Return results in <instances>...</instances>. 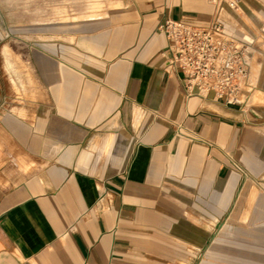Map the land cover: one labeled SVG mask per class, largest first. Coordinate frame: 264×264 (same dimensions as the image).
Instances as JSON below:
<instances>
[{"label": "crops", "instance_id": "obj_1", "mask_svg": "<svg viewBox=\"0 0 264 264\" xmlns=\"http://www.w3.org/2000/svg\"><path fill=\"white\" fill-rule=\"evenodd\" d=\"M122 2L64 28L25 89L0 58V264H264L250 70L238 104L186 97L158 28L220 22L251 68L243 17L264 0Z\"/></svg>", "mask_w": 264, "mask_h": 264}, {"label": "rangeland", "instance_id": "obj_2", "mask_svg": "<svg viewBox=\"0 0 264 264\" xmlns=\"http://www.w3.org/2000/svg\"><path fill=\"white\" fill-rule=\"evenodd\" d=\"M122 6V0H0V58L13 59L10 69L25 89L36 69L43 68L40 64L46 47L68 39L64 28L102 24ZM251 13L258 19L244 15L243 21L245 32L251 31L250 78L256 87L245 104L260 108L264 116V15L256 10ZM34 63H39L38 67Z\"/></svg>", "mask_w": 264, "mask_h": 264}, {"label": "built area", "instance_id": "obj_3", "mask_svg": "<svg viewBox=\"0 0 264 264\" xmlns=\"http://www.w3.org/2000/svg\"><path fill=\"white\" fill-rule=\"evenodd\" d=\"M223 1L230 10L237 8V0ZM158 28L167 42L165 67L178 72L186 97L211 94L227 104L239 103L250 57L245 45L228 33L222 23L196 26L165 18Z\"/></svg>", "mask_w": 264, "mask_h": 264}]
</instances>
